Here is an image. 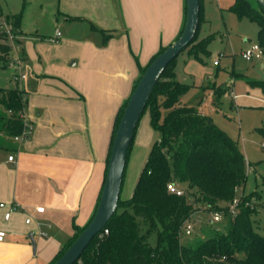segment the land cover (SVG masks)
I'll return each instance as SVG.
<instances>
[{"label": "crops", "instance_id": "crops-1", "mask_svg": "<svg viewBox=\"0 0 264 264\" xmlns=\"http://www.w3.org/2000/svg\"><path fill=\"white\" fill-rule=\"evenodd\" d=\"M58 1L63 21L55 23V40L60 41L33 43L24 29L28 2L10 43L8 68L25 76L16 87L25 93L24 117L32 129L26 139L13 141L18 150L7 158L0 151V203L6 204L0 208V230L6 232L0 264H49L74 235V225L88 224L104 184L114 120L140 75L138 63L147 66L161 47L173 43L185 17V0ZM233 4L202 0V22L231 12ZM6 15L15 14L0 6V16ZM70 22L81 31L88 28L85 37L77 36ZM100 30L112 36L97 40L92 34Z\"/></svg>", "mask_w": 264, "mask_h": 264}, {"label": "trees", "instance_id": "trees-1", "mask_svg": "<svg viewBox=\"0 0 264 264\" xmlns=\"http://www.w3.org/2000/svg\"><path fill=\"white\" fill-rule=\"evenodd\" d=\"M27 3L28 0H23V8ZM200 4V23L195 39L183 51L196 60H202L203 55L210 56L208 47L215 38L211 35L199 39L202 0ZM257 5L255 8L250 0H234L230 10L238 18L258 24L257 43L264 57V10ZM22 17L23 11L5 16L15 35ZM185 21L186 0L184 21L176 39L182 34ZM111 36L104 33V41ZM165 48L161 47L147 66L138 63L140 75L132 92L147 67ZM11 52L8 35L0 32V70L10 66ZM178 58L168 65L147 102L145 110H150L152 125L161 137L152 146L132 196L128 200L120 196L115 214L101 232L107 229L108 233L102 237L98 234L75 264H264V236L256 231L252 221V215L260 205L257 203L259 197L243 194L234 217L228 208L222 207L237 198L239 187L247 180L245 155L237 140L220 129L211 116L202 114L197 107L182 104V96L194 86L176 78ZM249 82L261 87L264 93V81ZM213 91L214 101L218 102L230 87L214 86ZM129 98L121 105L114 120L105 176L115 132ZM26 106L25 93L19 87H0V151H17L14 137L30 131L24 117ZM130 150L131 147L128 157ZM171 182L185 188V195L171 194L167 189ZM201 208H207L211 214L223 212V218L228 219L227 227L222 231L215 230L207 239L182 243L185 223ZM85 227L74 225V235L49 264L64 254ZM154 233L156 244L151 245L149 237Z\"/></svg>", "mask_w": 264, "mask_h": 264}, {"label": "rangeland", "instance_id": "rangeland-1", "mask_svg": "<svg viewBox=\"0 0 264 264\" xmlns=\"http://www.w3.org/2000/svg\"><path fill=\"white\" fill-rule=\"evenodd\" d=\"M250 1L255 8L258 7L255 0ZM28 2L24 29L34 40L33 43L38 41L47 45L48 42L60 41L62 39L60 37L55 40L57 27L55 23L57 19L60 23L63 21L61 20L63 16L59 13V1L28 0ZM0 6L5 13L18 14L23 11V0H0ZM209 21L201 23L199 39L215 36L208 47L210 56L203 55L202 60H196L189 58L186 51L179 55L176 78L183 83L195 85L182 96L181 102L186 106L197 108L200 106L220 129L237 140L246 161L250 164L247 169V180L239 187L236 197L241 198L243 194L259 197L258 201L252 198L260 204L252 215V221L256 231L264 236V148L262 147L264 93L261 87L249 82L264 81V58L247 61L242 56L243 50L257 44L259 26L255 21L238 18L232 11L214 13V17L212 16ZM70 23L73 26L72 31L74 30L77 36L83 38L89 31L88 28L81 31L82 29L74 28L76 23ZM60 27L59 30L65 37L66 33ZM102 31L107 33L100 30L99 33L94 32L93 37L104 41ZM87 36L90 37V35ZM66 52L69 55L74 54L70 48ZM216 59L219 65H214ZM76 60L77 58L74 57L68 64ZM14 72L21 75L19 71H12L9 68L0 70V87L15 88L17 86V81L13 79ZM230 83L233 84L231 92L229 91L230 93L228 92L221 100L215 102L213 87L226 88ZM234 95L238 98L235 99ZM160 137V132L152 125L150 110L146 109L140 118L131 145L120 194L121 199L128 200L132 196L152 146ZM8 153L3 150L2 156L7 158ZM180 189L185 192V188L180 187ZM222 207L228 208L229 203L223 204ZM211 220L212 214L207 208L196 211L189 220L194 227L193 233L186 235L182 230L181 242L192 244L197 240L207 239L215 230L222 231L228 225L226 217L219 223L210 222ZM149 242L151 245L156 244V233L150 235Z\"/></svg>", "mask_w": 264, "mask_h": 264}, {"label": "water", "instance_id": "water-1", "mask_svg": "<svg viewBox=\"0 0 264 264\" xmlns=\"http://www.w3.org/2000/svg\"><path fill=\"white\" fill-rule=\"evenodd\" d=\"M255 1L264 10V0ZM200 11V0H186V21L182 34L152 61L131 93L115 132L106 176L94 216L77 239L53 264H75L91 241L103 231L115 214L122 190L128 152L140 118L168 65L195 39L200 23ZM33 245L35 247V244Z\"/></svg>", "mask_w": 264, "mask_h": 264}, {"label": "built area", "instance_id": "built-area-1", "mask_svg": "<svg viewBox=\"0 0 264 264\" xmlns=\"http://www.w3.org/2000/svg\"><path fill=\"white\" fill-rule=\"evenodd\" d=\"M12 25L10 23H8L5 19V17H0V32H5L8 35V43L10 44L13 40H15V34L12 32ZM60 33L57 32V36H59ZM242 56L245 60L247 61H252L255 58H261L263 57V53H262V49L260 48V46L257 44L252 45L250 48L246 49L245 51H243ZM215 65L219 64L218 59L215 60L214 62ZM25 76L24 75H14V80L15 81H19L20 79H23ZM236 98V96H235ZM27 133H24L21 136H16L14 137V141H22L24 139H26L27 137ZM262 147L264 148V143L262 144ZM8 161L10 162H15V157L14 155H9L8 157ZM247 162V161H246ZM167 189L171 194H176L178 196H183L185 195V192L183 190H181L175 183H168L167 185ZM239 198L234 199L230 204H229V213L231 214L232 217L236 216L237 211H238V206H239ZM6 204L5 203H0V208H5ZM16 209V206H12L11 208H8L4 214V218L6 220H9L12 216L13 211ZM36 211L37 212H43L44 211V207H36ZM223 219V214L222 213H214L212 214V220L210 222H215V223H219L221 222ZM26 223H30V219L26 220ZM194 227L193 225L187 221L184 225L183 231L185 232L186 235H191L193 233ZM108 230H104V233H100L99 237H102L103 234H107ZM6 237V232L3 230H0V242H3L4 239Z\"/></svg>", "mask_w": 264, "mask_h": 264}]
</instances>
